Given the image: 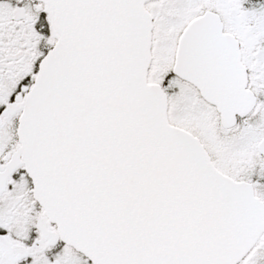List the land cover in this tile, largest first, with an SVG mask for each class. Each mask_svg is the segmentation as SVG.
Here are the masks:
<instances>
[{"label": "snow or ice", "instance_id": "obj_1", "mask_svg": "<svg viewBox=\"0 0 264 264\" xmlns=\"http://www.w3.org/2000/svg\"><path fill=\"white\" fill-rule=\"evenodd\" d=\"M0 264H264V0H0Z\"/></svg>", "mask_w": 264, "mask_h": 264}]
</instances>
